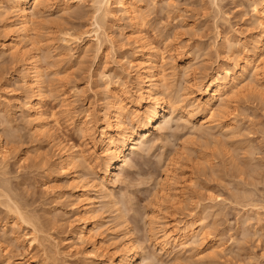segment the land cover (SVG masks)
Returning a JSON list of instances; mask_svg holds the SVG:
<instances>
[{
    "label": "rangeland",
    "instance_id": "1",
    "mask_svg": "<svg viewBox=\"0 0 264 264\" xmlns=\"http://www.w3.org/2000/svg\"><path fill=\"white\" fill-rule=\"evenodd\" d=\"M125 1L136 2L144 12L138 29L147 48L164 56L160 64L165 68L168 93L178 100L180 110L189 108L194 99L192 79L201 81L226 63L228 49L222 36L241 38L251 49L259 33L248 0ZM117 2L113 0L112 5L116 18L110 17L106 28L113 43L102 35L101 52L97 53V43L88 41L89 37L72 46L58 39L68 29L77 34L93 29L92 0H46L47 7L32 32L36 45L30 48L39 53L46 81L39 105L50 116V124L56 116L61 118L60 129L55 130L58 139L76 145L89 158L99 148L92 147L79 125L87 119L92 134L100 132L108 101L107 81H129L132 93L137 90L123 56L132 59L139 43ZM6 20L0 17V141L11 154L7 172H0V193L10 194L12 188L10 196L19 198L17 202L29 216L34 215L37 225L46 224L39 226V239L31 244L33 230L1 203L0 264H90V258L84 257L90 244L76 246V240L66 241L72 234L71 222L79 225V212L67 197L71 192L68 177L52 168L60 160L58 150L46 136L37 134L26 110L18 108V99L24 104L30 93L22 84L20 60L2 51V42L12 35L5 29ZM252 80L245 82L250 88L231 96L229 105L219 111L220 125L205 129L213 135L196 129L199 114L195 119L177 114L163 130L167 133L150 136L131 154L121 181L110 184L117 203L111 197L102 198L101 190L96 194L95 218L103 226L106 245L115 247L130 230L139 249L149 255L139 259L142 264H264V71L259 80ZM228 120L233 127H221ZM80 169L84 175L96 176L94 169ZM4 185L11 188L4 189ZM121 212L125 221L117 217ZM201 220L206 243L190 240L187 252L173 245L168 252L161 248L164 235L160 231L167 224ZM197 252L205 259L192 258ZM33 256L36 260L31 262Z\"/></svg>",
    "mask_w": 264,
    "mask_h": 264
},
{
    "label": "bare ground",
    "instance_id": "2",
    "mask_svg": "<svg viewBox=\"0 0 264 264\" xmlns=\"http://www.w3.org/2000/svg\"><path fill=\"white\" fill-rule=\"evenodd\" d=\"M92 1L96 10V13L94 12L93 29L84 31L82 34H77L78 32H73L72 29L65 30L61 32L63 33L61 37L60 35L59 38L55 36L61 41H59L60 44L72 46L76 42H83L85 37H89L88 41L93 40L95 44L97 43L98 53L103 48L104 38L113 43L112 36L107 32L109 30L106 31L110 21L109 18L116 16L115 11L112 9L113 0ZM248 2L253 18H255V24L259 29V33L251 41L252 48H248V42L241 38L235 39L228 34L222 36L226 39V48L228 49L226 63L219 65L215 73L206 74V78L201 81H198L195 77L192 79L190 83L193 87L192 93L195 94L194 99L187 105L189 108L185 107L180 110L178 102H176L178 100L172 99V96L168 93L165 68L160 64L164 56L155 51L154 48H147L148 44L145 36L138 29L140 23H143L141 18L144 12H141L140 7L135 4L136 2L129 3L125 0H118L117 5L127 15L126 17L131 25L134 26L133 36L139 43L138 52L133 55L132 59L126 58L125 55L123 56L125 60L123 64L128 65V69H131L128 74L135 78L137 90L134 94L132 93L129 81H123V84L119 83L120 80L115 82L112 80L107 81L105 90L108 93V101L103 110V124L100 132L98 135L92 134V126H87V119L79 125V128L88 135L92 147L99 148V151H94L93 157H90V159L84 150H78L76 145L67 144L65 141L58 139L55 130L60 129L61 118L59 117L60 119H58L54 114L56 117L55 119L53 118L54 123L52 124L54 125L51 127V121L48 119L50 116L39 105L45 93V73L42 64L40 65L39 63V53L36 50V53L32 52L33 48H30V46L36 45H34L35 41L32 32L40 21L42 9L47 7L45 4L46 0H0V10L4 8L3 11H0V17H4V20L7 18L6 23H4L5 29L10 30L9 32L12 33L9 40L6 39L2 42V51L6 54L9 52L15 60H20L23 74L22 84L30 93L29 97L27 96V102L24 104L21 103L20 98L18 99V108L23 107L26 110L29 116L27 118L32 123H35L37 134L46 136L58 150L60 160H57L54 164L52 163V168L63 172L68 177L71 192L69 195L64 192L63 197L67 195L71 202L70 205L79 212L77 218L79 225L76 226L71 222L70 226L74 225L73 230L70 229L72 234L66 241L70 243L74 239L76 240V246L90 244L91 249L87 252L85 251L86 253L83 252L84 257L87 255L90 258H87L90 264H142L139 259L141 257L148 259L149 257L147 252L139 249V245L134 240L130 230L126 231L122 242L120 241L121 243L119 242L118 244L119 240H117L115 243L117 245L110 248V246L106 245L105 238H103V226L95 218V213L98 211L96 199L99 198L96 194L101 190L100 192L103 193V196H100L102 198L105 196L108 199L109 197L114 199L115 194L112 193L110 184L121 181V174L131 163V154L137 153L140 150V145L146 144L145 142L150 136L158 135L166 129L167 124L177 114H181L182 117L185 115L190 119L197 118V114H199L200 117L197 119L200 122V127L198 126L196 129L198 131L201 130L200 132L203 131L202 133L206 136L213 135L212 131L207 130L212 129L213 126L220 125L222 115L219 111L221 112L229 105L231 96L237 95L246 90V88H250L245 83L247 79H253L252 81L259 80L260 73L264 71V0H248ZM13 13L16 16L13 15L16 21L11 19ZM102 35L104 36L103 39ZM37 49L39 50V48ZM224 122L221 127L224 125L225 127H233L234 125L230 120ZM205 129L207 130L205 131ZM163 132L165 133L166 131ZM10 152L9 148L0 141V172H7L5 170H7V164L10 162L8 159ZM93 161L97 163L96 166L93 165ZM82 167L87 170L94 169L96 176L91 178L90 175L80 173V168ZM166 177L168 176L166 175ZM9 182L7 180L8 184ZM168 182H171V180ZM5 186L7 187L8 185H4V189L6 188ZM0 187L3 190L2 185ZM8 188H11L10 185ZM11 190L9 191L11 192L10 194L13 191ZM5 192L0 193V198L1 196L5 198L0 200V205L2 203L4 208L6 207L8 211H11L12 216L18 218V220L33 230L35 234L34 237L31 236L30 241L33 244L34 241L39 239L37 235L40 233L41 227H44L46 223L41 226L42 222L38 218L36 220H40L39 222L41 223L37 225L38 222L35 221L33 213L30 211L33 216H29L30 214L23 209L24 206L22 207L21 203L17 202L19 198L14 200L9 193ZM115 201L117 203V200ZM118 210L120 209L118 208ZM117 217L123 220L124 212H121ZM123 221H125V218ZM204 225L203 220L199 223H189V225H185L182 222L167 224L166 228L160 231L164 235V239L160 241L161 248L167 251L171 249L169 246L173 245L179 249V252H187L190 250V247L187 246L190 240L197 241L200 244L206 243L208 235L205 232ZM193 255L192 258L197 261L205 259V255L202 252H197V254ZM146 256L148 257L146 258ZM35 260L36 258L33 256L31 262Z\"/></svg>",
    "mask_w": 264,
    "mask_h": 264
}]
</instances>
